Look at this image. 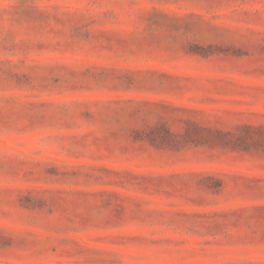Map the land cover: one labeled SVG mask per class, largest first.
I'll use <instances>...</instances> for the list:
<instances>
[{
	"label": "rangeland",
	"instance_id": "rangeland-1",
	"mask_svg": "<svg viewBox=\"0 0 264 264\" xmlns=\"http://www.w3.org/2000/svg\"><path fill=\"white\" fill-rule=\"evenodd\" d=\"M0 264H264V0H0Z\"/></svg>",
	"mask_w": 264,
	"mask_h": 264
}]
</instances>
